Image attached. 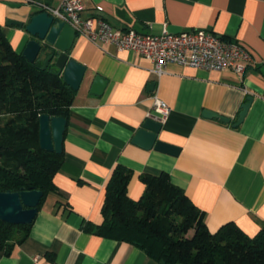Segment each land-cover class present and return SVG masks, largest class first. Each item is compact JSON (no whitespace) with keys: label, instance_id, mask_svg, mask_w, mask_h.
Returning a JSON list of instances; mask_svg holds the SVG:
<instances>
[{"label":"crops","instance_id":"crops-1","mask_svg":"<svg viewBox=\"0 0 264 264\" xmlns=\"http://www.w3.org/2000/svg\"><path fill=\"white\" fill-rule=\"evenodd\" d=\"M60 1L0 0V29L17 53L31 36L6 21L25 24L39 4L57 7ZM81 1V16L99 15L119 29L159 33L166 24L170 32L210 30L238 41L253 61L242 73L168 63L157 76L139 53L77 35L68 54L86 72L69 107L63 162L53 176L57 191L38 209L27 238L8 254L0 250V264H33L35 256L38 264H158L131 243L84 229L101 223L105 186L117 164L132 171L131 199L144 191L141 174L166 172L204 212L211 233L234 222L255 235L264 224V0ZM95 75L107 80L100 95L89 91ZM153 95L170 108L158 139L179 147L175 156L131 142L153 113ZM247 96L253 98L248 111L233 126ZM204 110L231 120L205 118Z\"/></svg>","mask_w":264,"mask_h":264},{"label":"trees","instance_id":"trees-1","mask_svg":"<svg viewBox=\"0 0 264 264\" xmlns=\"http://www.w3.org/2000/svg\"><path fill=\"white\" fill-rule=\"evenodd\" d=\"M44 59L28 61L0 29V191L40 190L38 209L57 191L53 176L63 162L62 151L40 148L38 118L48 114L67 121L75 92L52 63L42 69ZM131 174L120 164L114 167L105 186L103 219L86 223V231L131 243L158 264H264V224L253 236L234 222L211 233L204 212L166 172L141 174L144 191L137 200L127 194ZM31 224L0 219V250L10 253L27 238Z\"/></svg>","mask_w":264,"mask_h":264},{"label":"water","instance_id":"water-1","mask_svg":"<svg viewBox=\"0 0 264 264\" xmlns=\"http://www.w3.org/2000/svg\"><path fill=\"white\" fill-rule=\"evenodd\" d=\"M6 23L24 26L25 31L31 36L21 52L28 61H35L41 52H45L47 55L43 61L42 69L52 63L66 85L74 91L79 89L85 77L86 67L69 57L68 52L77 36L71 25L55 19L43 10L32 15L25 24L15 20H7ZM106 84V79L100 75H95L89 91L92 94L100 95ZM147 88H153V83H150ZM252 99L251 96H247V101L242 105L236 121L232 124L233 126L242 122ZM202 116L218 118L224 123H229L231 120L209 110H204ZM66 122V119L61 116L50 117L48 114L39 116L38 141L41 149L56 153L62 151ZM161 127L162 124L155 119L145 118L131 137V142L144 149L153 148L159 152L177 155L179 147L158 139ZM42 195V191L37 189L0 191V219L12 224L31 223L38 211Z\"/></svg>","mask_w":264,"mask_h":264},{"label":"built area","instance_id":"built-area-1","mask_svg":"<svg viewBox=\"0 0 264 264\" xmlns=\"http://www.w3.org/2000/svg\"><path fill=\"white\" fill-rule=\"evenodd\" d=\"M40 9L55 19L72 26L77 35L86 37L97 46L110 44L117 50L137 52L152 63L151 72L161 75L168 63H175L207 71H232L242 73L252 63L250 53L235 39H229L210 30L197 28L188 31L170 32L163 25L161 32H140L133 28H115L103 17L81 16L84 9L81 0H61L57 7L39 4ZM97 9L100 11L101 7ZM147 118L161 124L170 108L157 95L152 96ZM37 263V256L33 257Z\"/></svg>","mask_w":264,"mask_h":264},{"label":"rangeland","instance_id":"rangeland-1","mask_svg":"<svg viewBox=\"0 0 264 264\" xmlns=\"http://www.w3.org/2000/svg\"><path fill=\"white\" fill-rule=\"evenodd\" d=\"M187 235H188V236H190V235H191V230H189V231L187 232Z\"/></svg>","mask_w":264,"mask_h":264}]
</instances>
